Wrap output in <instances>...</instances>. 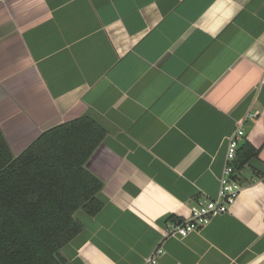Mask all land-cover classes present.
Wrapping results in <instances>:
<instances>
[{
  "label": "crops",
  "instance_id": "obj_1",
  "mask_svg": "<svg viewBox=\"0 0 264 264\" xmlns=\"http://www.w3.org/2000/svg\"><path fill=\"white\" fill-rule=\"evenodd\" d=\"M242 190L198 231L163 238L215 197L227 141ZM88 115L103 206L64 264H264V0H0V129L13 154ZM257 154L236 167L249 148Z\"/></svg>",
  "mask_w": 264,
  "mask_h": 264
},
{
  "label": "trees",
  "instance_id": "obj_2",
  "mask_svg": "<svg viewBox=\"0 0 264 264\" xmlns=\"http://www.w3.org/2000/svg\"><path fill=\"white\" fill-rule=\"evenodd\" d=\"M105 133L84 115L44 130L15 155L0 129V264H64L62 247L83 228L75 212L93 216L103 206L102 182L85 164ZM244 147L237 169L257 154Z\"/></svg>",
  "mask_w": 264,
  "mask_h": 264
},
{
  "label": "built area",
  "instance_id": "obj_3",
  "mask_svg": "<svg viewBox=\"0 0 264 264\" xmlns=\"http://www.w3.org/2000/svg\"><path fill=\"white\" fill-rule=\"evenodd\" d=\"M255 116V113L250 112L245 117L237 120L235 131L228 137L226 152L227 163L219 177V189L216 196L198 198V200L191 204L189 216L181 219L167 220L163 229V238L170 236L184 237L193 231H198L205 227L214 216L227 212L230 209L242 190V185L236 178L234 160L236 158L239 141L244 136L243 124L246 118H255ZM260 182L264 183V177L260 179ZM162 254L163 248L159 245L153 250L145 263H156Z\"/></svg>",
  "mask_w": 264,
  "mask_h": 264
}]
</instances>
